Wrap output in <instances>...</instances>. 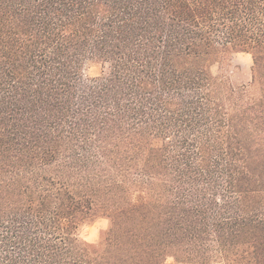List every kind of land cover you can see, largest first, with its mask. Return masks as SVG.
I'll return each mask as SVG.
<instances>
[{
  "label": "trees",
  "instance_id": "trees-1",
  "mask_svg": "<svg viewBox=\"0 0 264 264\" xmlns=\"http://www.w3.org/2000/svg\"><path fill=\"white\" fill-rule=\"evenodd\" d=\"M0 264H264V0H0Z\"/></svg>",
  "mask_w": 264,
  "mask_h": 264
},
{
  "label": "clouds",
  "instance_id": "clouds-1",
  "mask_svg": "<svg viewBox=\"0 0 264 264\" xmlns=\"http://www.w3.org/2000/svg\"><path fill=\"white\" fill-rule=\"evenodd\" d=\"M111 228V222L107 217L97 216L92 220L83 219L75 225L72 238L76 243L97 246L101 242V234Z\"/></svg>",
  "mask_w": 264,
  "mask_h": 264
},
{
  "label": "rangeland",
  "instance_id": "rangeland-1",
  "mask_svg": "<svg viewBox=\"0 0 264 264\" xmlns=\"http://www.w3.org/2000/svg\"><path fill=\"white\" fill-rule=\"evenodd\" d=\"M253 66L252 57L248 54L239 53L232 58V69L235 73L232 74V81L235 85H243L251 80V68ZM237 69V70H236ZM101 73V68L96 65L89 66L86 69V75L89 77L98 76ZM215 74H219L218 68L214 69ZM102 235V234H101Z\"/></svg>",
  "mask_w": 264,
  "mask_h": 264
}]
</instances>
